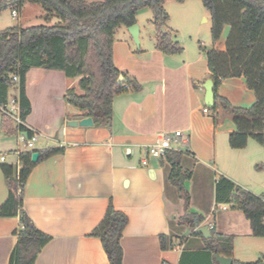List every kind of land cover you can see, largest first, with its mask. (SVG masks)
Instances as JSON below:
<instances>
[{"label":"crops","instance_id":"crops-1","mask_svg":"<svg viewBox=\"0 0 264 264\" xmlns=\"http://www.w3.org/2000/svg\"><path fill=\"white\" fill-rule=\"evenodd\" d=\"M44 15L43 11L39 18ZM137 24L141 48H134L128 28H124V37H115L113 52L117 68L142 88L115 98L109 124L71 127L70 122L88 118L65 99L71 89L82 94L80 79L43 68L28 72L25 88L32 109L25 124L39 138L33 150L12 145L10 139L14 133L18 135V127L13 126L14 121L4 125L0 114V155H6L5 162H0V208L9 197L2 165L19 168L18 150L59 149L63 152L37 164L24 190L25 211L35 226L52 238L35 264H110L100 239L89 235L111 203L129 218L121 240L124 264H179L184 250H203L205 238L193 236L197 228L193 231L181 221L184 215L197 214L193 211L204 218L200 226H213L216 233L234 238L235 260L261 262L264 238L252 236L242 211L216 203V184L221 177L257 193L254 183L261 178L255 168L264 160L251 156L249 145L232 149L229 135L236 131L235 125L229 123L225 135L223 127L216 128L211 111L204 112L211 109L204 89L212 80L208 50L178 59L185 49L180 55L169 56L156 49V42L144 48L143 28L139 21ZM226 37L213 47L224 49ZM217 93L236 107H242L244 101L251 106L255 102L243 79L223 80ZM16 94L11 91L12 96ZM176 131L185 134L177 151L182 152L183 173L191 174L184 183L190 197L188 210L169 181L171 165L163 158L148 156L147 151L162 134ZM211 173L215 182L207 197L205 183ZM207 198V205H202ZM19 228V218H0V264H9ZM161 236H166L173 248L162 250Z\"/></svg>","mask_w":264,"mask_h":264},{"label":"trees","instance_id":"trees-1","mask_svg":"<svg viewBox=\"0 0 264 264\" xmlns=\"http://www.w3.org/2000/svg\"><path fill=\"white\" fill-rule=\"evenodd\" d=\"M167 0H1L0 13L8 8L21 11L26 2L40 5L46 24L32 27H12L0 32V107L16 97L25 122L31 113V103L26 95V76L31 69L43 68L62 71L70 79L79 78L78 94L71 89L66 102L92 118L95 125L109 124L113 104L118 95L139 91L142 86L133 77L120 71L114 61V44L117 32L138 23L144 9L153 12L156 27V49L165 55L175 56L184 52L180 42L173 41L167 29L170 15L165 10ZM184 3L186 0H175ZM211 15V35L214 46L229 28L225 49L213 47L206 52L211 79L215 86V104L211 111L216 128L232 122L236 131L229 135V145L234 150L248 146L250 139L264 145V0H202ZM56 19V24H49ZM123 75L126 81L118 84ZM19 78V83L14 82ZM243 79L246 88L255 96L249 108L236 107L217 89L223 80ZM17 92L15 96L11 91ZM3 124L12 120L3 114ZM18 131L28 136L32 132L23 126ZM59 149L40 152L41 163L62 153ZM18 153V151L16 152ZM32 151L18 154L19 168L2 165V172L9 190L8 200L0 208V218H19L20 228L15 232L16 245L9 264H35L39 254L52 238L41 232L24 209V190L29 176L38 163L32 162ZM182 152L167 151L165 159L171 165L169 181L190 206V197L184 183L191 174L183 173ZM162 159V158H161ZM264 164L257 165L261 171ZM216 203L230 204L242 211L250 222L252 236L264 238V198L237 186L226 177L216 184ZM194 231L204 223L197 214L181 218ZM128 216L115 209L111 203L99 226L89 235L100 239L110 264H124L121 245ZM205 239L200 251L184 250L179 264H216V256L227 257L233 264L242 263L233 258L234 238L218 234ZM193 236H197L195 233ZM161 236L162 250L173 248ZM264 262V256L261 260ZM256 263V264H260Z\"/></svg>","mask_w":264,"mask_h":264},{"label":"rangeland","instance_id":"rangeland-1","mask_svg":"<svg viewBox=\"0 0 264 264\" xmlns=\"http://www.w3.org/2000/svg\"><path fill=\"white\" fill-rule=\"evenodd\" d=\"M164 7L167 13L170 15V21L167 23V29L172 34L173 41L180 42L182 47L186 50V53L178 59H182L183 57H187L188 55H193L198 52H204L206 50H209L210 48H213L214 44L211 35V15L204 7L202 0H186L184 3H178L175 0H167ZM12 12L13 9L8 8L0 13V32L8 28L17 26L27 28L46 24V22L42 18H39L40 14L43 13V8L38 4L32 2L25 3L23 10L19 11L18 15L15 17L12 15ZM137 19L143 28L144 48L152 47L156 42L157 34L156 27L153 25V12L149 9H144L139 13ZM53 21L55 22L53 23ZM56 23L57 20H52L49 24ZM229 30V28L225 30L223 35L224 38L226 37V35H228ZM124 33L125 32L123 27L117 32L116 39L123 38ZM133 45L136 50L139 49L135 42L133 43ZM220 47L221 46H219L218 49H221ZM241 106L243 108L251 107V105H248L246 101H244ZM229 123L233 125L232 122L226 121L223 126L225 135H227L226 133L229 129ZM13 126L16 128L15 122L13 123ZM18 137L19 133L18 135L14 133V135L11 136L10 142L12 145L15 143L19 147V149L23 150L24 146L18 140ZM248 145V152L251 154V156L259 155L260 158H262L261 160H264V145H260L254 139H250ZM255 169H252L254 170V173ZM259 172L260 173L258 175H260L261 180L254 183L253 188H255L257 192L255 193L256 195L264 197V168ZM200 176L201 174L199 173L198 177L200 178ZM214 178L215 175L213 173L209 174V176L206 177L207 182L205 183V187L207 188V197H209L208 191L211 189L213 183L215 182ZM195 182L196 184L198 183L197 179ZM207 202L208 198L207 201L202 200V205H207ZM227 206L229 208H232V205L230 204H227ZM193 212L199 214L198 211ZM185 233L188 234L189 232Z\"/></svg>","mask_w":264,"mask_h":264},{"label":"built area","instance_id":"built-area-1","mask_svg":"<svg viewBox=\"0 0 264 264\" xmlns=\"http://www.w3.org/2000/svg\"><path fill=\"white\" fill-rule=\"evenodd\" d=\"M12 14L15 17L18 15V12L13 11ZM14 82L19 83V78L14 77ZM0 111L3 114H5L7 117H9L12 121H14L17 127L23 126L32 132V135L28 136L26 133L19 131L18 140L23 144L24 146L23 150H33L36 146L39 135L35 131L29 129L26 126L25 122L22 120L21 108H20V104L17 98L11 97L7 104L0 107ZM204 112L208 113L209 109L206 108ZM184 138H185V134L181 131L162 134L154 144L150 145L147 148L148 156L153 157V158H163L165 157L167 151H170V150L177 151L183 141L182 139ZM19 152H21V150H18L17 154H19ZM5 160H6V155H0V162H5ZM216 209H217V206L214 209V211ZM223 209H226V208L223 207ZM213 228H214L213 226L210 227L211 230Z\"/></svg>","mask_w":264,"mask_h":264},{"label":"water","instance_id":"water-1","mask_svg":"<svg viewBox=\"0 0 264 264\" xmlns=\"http://www.w3.org/2000/svg\"><path fill=\"white\" fill-rule=\"evenodd\" d=\"M128 33L131 35L133 41L137 45L138 48H140L141 43H140V26L138 24H135L131 27L128 28ZM126 81L125 77L123 75H120L117 83L118 84H123ZM204 89L206 91V105L209 108H213L215 104V86L214 82L212 80H209L205 83ZM94 125V122L92 118H85L82 121H73L70 122L71 127H91ZM40 159V152L38 151H33L32 153V162L33 163H38ZM195 234L203 236L205 239H210L212 237V233L210 230L209 225H202V226H197V229L195 230ZM216 261L219 264H233V260L231 258L227 257H221V256H216ZM260 264H264V262H261Z\"/></svg>","mask_w":264,"mask_h":264}]
</instances>
